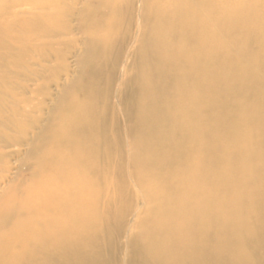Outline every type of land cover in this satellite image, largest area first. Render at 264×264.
I'll return each mask as SVG.
<instances>
[{"label":"bare ground","instance_id":"bare-ground-1","mask_svg":"<svg viewBox=\"0 0 264 264\" xmlns=\"http://www.w3.org/2000/svg\"><path fill=\"white\" fill-rule=\"evenodd\" d=\"M0 264H264V0H0Z\"/></svg>","mask_w":264,"mask_h":264},{"label":"rangeland","instance_id":"rangeland-1","mask_svg":"<svg viewBox=\"0 0 264 264\" xmlns=\"http://www.w3.org/2000/svg\"><path fill=\"white\" fill-rule=\"evenodd\" d=\"M139 195L140 193L123 194V196L120 199L116 200L114 204L111 205L110 211L108 213V220H114L115 222L114 224L116 226L118 225L117 220H135L134 211L142 212L146 209V206L142 202L143 198L141 199ZM139 201L142 204H140ZM137 204H139L140 206L139 205L137 206Z\"/></svg>","mask_w":264,"mask_h":264}]
</instances>
